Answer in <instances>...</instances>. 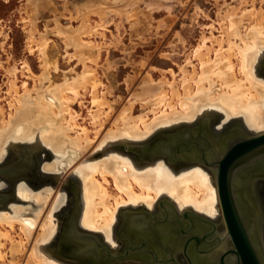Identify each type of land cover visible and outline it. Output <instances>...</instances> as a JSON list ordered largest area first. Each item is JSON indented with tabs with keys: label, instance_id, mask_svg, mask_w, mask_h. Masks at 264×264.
I'll return each instance as SVG.
<instances>
[{
	"label": "bare ground",
	"instance_id": "obj_1",
	"mask_svg": "<svg viewBox=\"0 0 264 264\" xmlns=\"http://www.w3.org/2000/svg\"><path fill=\"white\" fill-rule=\"evenodd\" d=\"M236 17V10L226 14L229 21L225 30L226 38L211 42L212 46L217 42V49L207 46L204 43L206 38L204 44L196 49L194 56L199 60L200 70L196 71L195 66L192 71L183 70L182 93L176 89L175 81L164 82L172 91L169 94L163 88L152 95L154 100L150 105H154V109L151 111L153 118L150 120L146 114L133 117V103H130V106L118 115L115 127L105 133L96 147L90 138L89 130L79 129L71 108L73 97L79 96L81 90L92 89L95 108L92 117L94 125L98 127L95 138L104 126L101 120L104 116L103 109L108 107L112 111L109 102L98 94L99 82L96 72L87 65L88 60L96 61L98 57L91 53L93 48L82 40V35L94 31V28L82 23L81 30L76 35H67L71 42L69 45L75 48L84 70L72 79L69 76L61 78L62 83L56 85L54 82L59 79L54 75L52 80L50 69H57V63L48 59V40L45 35L41 36L37 49L42 60L43 74L36 78L33 92L25 87L26 93L23 96L18 95L14 81L11 83L10 91L14 92L15 99L9 105L14 113L8 120L0 117V160L5 157L8 147L14 145V141L33 139L37 140L38 145L42 144L48 147L50 152L62 157L61 162L58 161L59 157L52 164L41 166L44 174H60L61 170H65L66 164H70L75 158H82L74 169V175L81 187L82 212L79 226L84 231L101 235L111 249L119 248L114 231L123 211H132L127 215L131 216L127 220L131 224L135 222L134 225L138 227L141 223L148 222L150 217L147 214L154 215L157 205L165 201L171 202L179 214L193 211L210 220L221 218L222 209L215 176L207 168L193 164L176 169L164 158L139 165L130 156L119 151V144H140L157 130L191 122L197 116L215 110L223 112L226 120L241 119L251 133L264 132V79H259L257 75L258 65L264 60V14L262 10L256 12L253 6L252 10L244 11L238 19ZM244 18L251 25L248 28L250 34L246 36L239 30ZM213 49L214 58L211 57ZM47 81L53 83L52 87L48 85V88L42 89ZM174 98L178 99L175 104L172 102ZM2 112L0 107V116L4 113ZM71 131L76 135L71 137ZM67 155L70 157L67 158ZM59 162L61 167L58 166ZM10 174L15 175L14 172ZM14 186L16 199L25 204H10L9 208L0 210V264L7 261L9 264H68L56 258L48 249L56 233L53 212L60 204V195L58 194L52 203L53 209L50 207V212L42 218V208L54 193L52 189L35 193L24 180ZM112 186L115 194L110 191ZM6 187L7 184L0 178V189ZM235 187L237 188V185ZM31 200L37 205L38 209L35 211L27 207ZM32 214L34 217H29ZM262 221L264 226V217ZM38 225L40 230L36 236ZM170 226L171 224H168L165 229L168 230Z\"/></svg>",
	"mask_w": 264,
	"mask_h": 264
},
{
	"label": "rangeland",
	"instance_id": "obj_2",
	"mask_svg": "<svg viewBox=\"0 0 264 264\" xmlns=\"http://www.w3.org/2000/svg\"><path fill=\"white\" fill-rule=\"evenodd\" d=\"M253 6L256 12L262 10L264 14V0H0V107L4 112H2L4 116L2 114L0 117L8 120L14 113L9 105L15 99L14 92L10 91L11 83L14 81L18 95L23 96L26 88L33 92L37 77L43 74L42 60L37 49L41 36L45 35L48 40V59L57 63V69H50L52 80L54 75H57L59 80L66 76L72 79L83 72L84 65L79 61L75 48L69 45L71 42L67 35H76L84 23L94 28V31L82 35V40L92 46L91 53L99 59L88 60L87 65L96 72L99 82L98 94L109 102L112 111L108 107L103 109L104 116L101 120L104 126L95 138L98 127L94 125L92 117V112H95L92 89L81 90L79 96L73 97L71 108L79 129L89 130L90 138L96 147L105 133L115 127L118 115L128 108L130 103H133L131 111L133 117L146 114L147 119L150 120L153 118L151 111L154 109V105H150L154 100L152 95L163 88L169 94L172 91L164 82L175 81L176 89L182 93L183 70L192 71L193 66L196 71L200 70L199 60L194 56L196 49L201 44L212 46L213 40L222 41L226 38L225 30L229 26L226 14L236 10L237 16L240 17L244 11L252 10ZM249 24L244 18L239 26L243 36L250 34ZM212 47L217 49V42ZM214 52L213 49L212 58L215 57ZM234 60L237 65L236 59ZM257 75L259 79H264L263 59L258 65ZM59 80L54 82L55 85L62 83ZM44 85L42 89L48 88V85L51 88L53 83L47 81ZM177 101V98L172 99L173 104ZM201 123L210 125L211 127L204 128L213 129L215 133H223L233 125H238L246 133L254 134L245 128L241 119L226 120L223 112L215 110L197 116L191 122L157 130L140 144L130 143V150H125L126 143H121L119 151L130 156L135 163L145 164L137 151L138 145L148 146L154 142V145L159 144L165 140L163 138L165 133L184 129L187 126L195 129L194 126ZM75 135V132L71 131V137ZM13 143L14 147H8L5 157L0 160V167L8 161L18 162L23 159L29 175L27 178L17 180L15 184L24 180L35 193L52 189L54 193L42 208V218L53 209L54 200L59 195L61 197L60 204L53 212L56 233L48 246L50 252L68 264H99L94 260L91 263V261L73 259L70 248L60 241L64 227L68 221H71L73 215L77 217L78 224L81 217V187L74 175V169L82 158H75L73 162L66 164L65 170H61L60 174H44L41 166L52 164L60 154L50 152L48 147L38 145L39 143L34 139L24 142L16 140ZM68 157L70 156L67 155ZM159 158L163 157H158L156 160ZM61 159L62 157L58 161L61 162ZM60 162L59 167L62 165ZM171 166L178 169L186 165ZM0 178L4 177L0 176ZM110 191L116 193L113 186L110 187ZM31 201L27 207L33 211L37 210V205L33 200ZM10 204L16 206L25 204L16 199L15 186L13 199L7 203L6 208H9ZM165 205L166 208H170L169 205ZM29 217L34 216L32 214ZM121 217L122 213L114 231L119 248L113 250L119 252L123 242L116 236L121 225ZM39 230L40 225L35 230L36 236ZM126 230H129L127 225L122 233ZM93 234L103 240L101 235ZM262 243L264 245V242ZM262 260L264 262L263 258ZM2 264L9 263L7 261Z\"/></svg>",
	"mask_w": 264,
	"mask_h": 264
},
{
	"label": "water",
	"instance_id": "obj_3",
	"mask_svg": "<svg viewBox=\"0 0 264 264\" xmlns=\"http://www.w3.org/2000/svg\"><path fill=\"white\" fill-rule=\"evenodd\" d=\"M203 124L204 123H201L199 125L203 126ZM202 129L203 127L194 129L191 126H187L184 129L180 128L175 131H169L164 134L163 138L165 140L163 142L156 145H154V142L148 146L138 145L137 151L140 153L142 161L146 163L154 162L158 157H163L173 166L198 164L207 168L214 176H217L215 181L217 183L222 209V218L226 226L225 236L230 237L234 245V249L230 250L229 253L234 255L236 260L235 264H264L255 245L250 240L246 219L238 209L236 199L228 187L231 174L232 177H234L236 173L242 171L244 166L264 161V132L259 134L245 132L238 141L234 143H232V141L226 142L225 150L222 155L210 161L207 158L209 153L205 151L204 143L208 145L209 149H213V146L207 138L201 135L200 137L194 136V134L202 133ZM124 149L129 150L131 148L125 146ZM11 172H14L15 175H11ZM28 175L26 163L23 159L16 162L15 166L12 168L0 167V176L5 179L12 178L14 180H19L27 178ZM164 203L169 205L171 209L170 213H173V216L178 218V213L171 202H161L158 207L160 206L162 208ZM129 212L132 211L127 210L122 212L125 219L123 226L127 225L130 228L129 231L132 233L133 229L137 228L136 225H134L135 222L131 224L129 220H127ZM184 213L190 214L204 223H211V225H213L212 222H209L204 216L191 211H186ZM150 216H153V214ZM164 221L166 220L159 222L164 223ZM148 222L150 223V221ZM148 222L141 223L142 225L139 226L138 229L141 228V232L145 230V232L148 233L146 230V227L149 228L147 225ZM212 234L213 232H210L209 234H205V236L207 237ZM116 237L122 240L119 238V235ZM101 240L98 235L80 229L78 219L73 215L71 221H68L65 225L60 241L62 244L66 245L67 248H70L73 259L91 261V263L96 261L99 264H120L123 262L140 263L138 261V251L140 247L134 244L130 239H123V242H128V246L123 252L111 249L110 246ZM187 246H189V244ZM187 252L188 251L185 250V257L189 264H193V260Z\"/></svg>",
	"mask_w": 264,
	"mask_h": 264
},
{
	"label": "flooded vegetation",
	"instance_id": "obj_4",
	"mask_svg": "<svg viewBox=\"0 0 264 264\" xmlns=\"http://www.w3.org/2000/svg\"><path fill=\"white\" fill-rule=\"evenodd\" d=\"M194 127L207 128L211 126L203 124V126L197 125ZM245 132L246 131L240 128V126L233 125L232 128H229L223 133H215L213 129H202L203 134H194V136L200 137L201 135L204 138L207 137L208 141L211 145H213V149H209L208 145L204 143L205 151L211 153V155L209 154L207 158H210L209 160L213 161V159L222 155L225 150L226 142L232 141V143H234L238 141L239 138L245 134ZM214 154L215 156H213ZM15 163L16 162L8 161L3 167L12 168L15 166ZM262 163L264 164V161L253 165H246L243 167L242 171L236 173L234 177H232L231 174L228 187L236 199L238 209L240 210L242 216L246 219V226L250 240L255 245L260 257L264 259V245L262 243L264 235V226L262 221V218L264 217V165ZM216 178L217 176H215V180ZM2 179L7 184V187L0 190V209L6 208L7 203L13 199V188L15 182L17 181L12 178ZM236 185L237 188L235 187ZM164 205L165 204H163L162 208L159 206L153 216L147 214L150 217L149 221L151 223H147L149 226V228L146 227L148 233H146L145 230L141 232V228L138 229V226H136L138 230L133 229L132 233L129 230L122 233V230H124L125 227L123 226L125 219L123 215L121 217V225L119 226L120 231L118 230L119 238L122 239V242L123 239H130L134 244L140 247V250L138 251L140 254H138V261L140 263L189 264L185 257V250H187L188 255L193 260V264H235L236 260L234 255L229 253L230 250L234 249V245L232 239L225 236L226 226L222 217L217 220H210L206 218L209 222H212L213 225H211V223H204L190 214H185L184 212L181 214L177 212V218L173 216V213H170L171 209L166 208L167 206ZM162 220L166 221H164V223H160L159 221ZM168 224H171V226L167 230L165 229V226ZM161 232L163 234H160ZM210 232H213V234L206 237L205 234H209ZM188 244L189 246H187ZM127 246L128 242H123L120 252H123ZM229 258L232 259L230 260Z\"/></svg>",
	"mask_w": 264,
	"mask_h": 264
}]
</instances>
